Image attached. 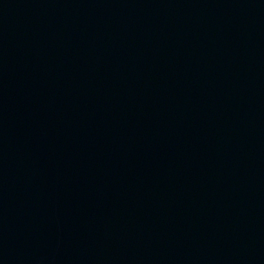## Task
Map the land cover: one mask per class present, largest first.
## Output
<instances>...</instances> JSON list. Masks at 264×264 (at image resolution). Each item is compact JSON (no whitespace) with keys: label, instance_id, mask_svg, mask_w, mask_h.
<instances>
[{"label":"water","instance_id":"1","mask_svg":"<svg viewBox=\"0 0 264 264\" xmlns=\"http://www.w3.org/2000/svg\"><path fill=\"white\" fill-rule=\"evenodd\" d=\"M0 264H264V0H0Z\"/></svg>","mask_w":264,"mask_h":264}]
</instances>
